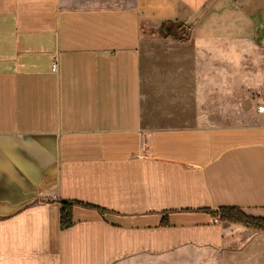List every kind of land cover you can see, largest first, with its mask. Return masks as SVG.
<instances>
[{
  "label": "crops",
  "instance_id": "0c3cea01",
  "mask_svg": "<svg viewBox=\"0 0 264 264\" xmlns=\"http://www.w3.org/2000/svg\"><path fill=\"white\" fill-rule=\"evenodd\" d=\"M235 4L264 27V0H0V264H264L217 215L264 218V125L203 114ZM165 22L194 49L148 69Z\"/></svg>",
  "mask_w": 264,
  "mask_h": 264
},
{
  "label": "rangeland",
  "instance_id": "374dc122",
  "mask_svg": "<svg viewBox=\"0 0 264 264\" xmlns=\"http://www.w3.org/2000/svg\"><path fill=\"white\" fill-rule=\"evenodd\" d=\"M223 15L218 17H225L229 21L225 27L228 34L210 37L206 45L222 51L215 65L218 71L212 76L218 82L228 79V89L220 90L216 104L205 105L203 114L220 125H264V113L259 111L264 109V27L255 30L253 20L257 18L256 15L236 4L229 14ZM206 16L214 17V14L207 13ZM163 36L161 30L145 33L148 44L143 47L142 58L148 69L150 61L155 58L161 60L169 49H194V41L190 38L188 45L172 48Z\"/></svg>",
  "mask_w": 264,
  "mask_h": 264
},
{
  "label": "trees",
  "instance_id": "16d2710c",
  "mask_svg": "<svg viewBox=\"0 0 264 264\" xmlns=\"http://www.w3.org/2000/svg\"><path fill=\"white\" fill-rule=\"evenodd\" d=\"M161 32L166 37H172L177 41H186L188 33H184L181 25L173 22H165L161 26ZM71 204H64L61 211V226L68 228L72 226V210ZM217 215L221 222L242 225L254 231L264 232V218H256L247 215L237 208H221L217 211Z\"/></svg>",
  "mask_w": 264,
  "mask_h": 264
},
{
  "label": "built area",
  "instance_id": "2783aa9c",
  "mask_svg": "<svg viewBox=\"0 0 264 264\" xmlns=\"http://www.w3.org/2000/svg\"><path fill=\"white\" fill-rule=\"evenodd\" d=\"M56 57L53 58L52 72H57L58 64ZM260 113H264V109L259 110Z\"/></svg>",
  "mask_w": 264,
  "mask_h": 264
}]
</instances>
